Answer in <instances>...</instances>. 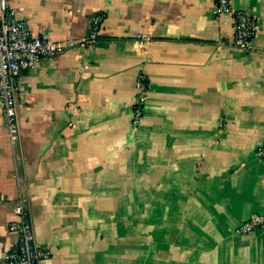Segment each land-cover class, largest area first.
<instances>
[{
  "label": "crops",
  "instance_id": "0c3cea01",
  "mask_svg": "<svg viewBox=\"0 0 264 264\" xmlns=\"http://www.w3.org/2000/svg\"><path fill=\"white\" fill-rule=\"evenodd\" d=\"M5 2L54 41L106 20L95 44L22 74L15 148L0 101V260L22 193L41 264H264V228L236 234L264 212V0H231L258 20L249 52L214 0Z\"/></svg>",
  "mask_w": 264,
  "mask_h": 264
},
{
  "label": "built area",
  "instance_id": "2783aa9c",
  "mask_svg": "<svg viewBox=\"0 0 264 264\" xmlns=\"http://www.w3.org/2000/svg\"><path fill=\"white\" fill-rule=\"evenodd\" d=\"M214 14L228 15L234 23L233 45L245 52L253 50L259 32L258 20L244 10L233 8L231 0H214ZM106 20V14L94 13L90 17L88 33L80 38L54 41L34 34L25 20L19 18L16 10L0 0V101L11 146L15 148L20 138L17 111V91L23 73L33 70L45 59L58 57L77 47L95 44ZM149 91L145 74L137 80V98L133 109V124H140ZM255 157L264 159V142L255 151ZM17 218L10 224V230L18 235L14 249L0 260V264H41L52 257L50 249L36 242L34 227L26 199L20 193L16 202ZM264 228V212L253 213L237 228L236 234L250 235Z\"/></svg>",
  "mask_w": 264,
  "mask_h": 264
}]
</instances>
